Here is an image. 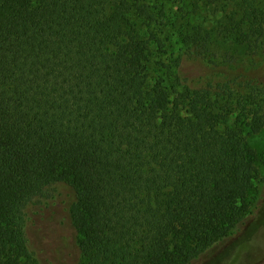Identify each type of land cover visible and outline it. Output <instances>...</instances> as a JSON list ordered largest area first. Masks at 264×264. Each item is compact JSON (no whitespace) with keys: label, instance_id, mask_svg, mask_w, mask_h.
<instances>
[{"label":"trees","instance_id":"16d2710c","mask_svg":"<svg viewBox=\"0 0 264 264\" xmlns=\"http://www.w3.org/2000/svg\"><path fill=\"white\" fill-rule=\"evenodd\" d=\"M216 40L264 58V0H0V264H192L248 224L264 81L193 87Z\"/></svg>","mask_w":264,"mask_h":264},{"label":"rangeland","instance_id":"374dc122","mask_svg":"<svg viewBox=\"0 0 264 264\" xmlns=\"http://www.w3.org/2000/svg\"><path fill=\"white\" fill-rule=\"evenodd\" d=\"M212 47L216 57L215 62L193 56L183 58L182 70L193 87L207 86L210 82L226 80L244 70H249L254 75L259 74V77H262L261 80L264 81V69L262 68L264 58L260 54L249 51L246 47L220 40L213 42ZM174 49L178 50L179 44H175ZM255 63L259 66H254ZM248 139L250 146L256 151V164L259 169L258 179L249 195L253 210L250 215L252 217L243 229L192 264H256L259 261L257 258L264 256V128L250 135ZM258 216V222L251 228V232L246 234L248 225ZM42 264L73 263L60 258L56 261L43 259Z\"/></svg>","mask_w":264,"mask_h":264}]
</instances>
